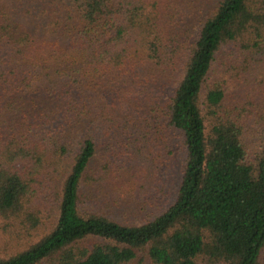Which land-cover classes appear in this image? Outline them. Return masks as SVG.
I'll return each instance as SVG.
<instances>
[{
  "label": "trees",
  "instance_id": "16d2710c",
  "mask_svg": "<svg viewBox=\"0 0 264 264\" xmlns=\"http://www.w3.org/2000/svg\"><path fill=\"white\" fill-rule=\"evenodd\" d=\"M153 147L185 165L146 219ZM53 209L0 264H264V0L1 4L0 218Z\"/></svg>",
  "mask_w": 264,
  "mask_h": 264
},
{
  "label": "rangeland",
  "instance_id": "374dc122",
  "mask_svg": "<svg viewBox=\"0 0 264 264\" xmlns=\"http://www.w3.org/2000/svg\"><path fill=\"white\" fill-rule=\"evenodd\" d=\"M5 1L0 0V5ZM11 2L12 0H9V4ZM153 148L154 151H144L136 164L139 180L143 186V190L137 195L141 200V208L140 206L138 208H143L140 217L146 219L153 217L150 215L162 213L167 204L173 201L185 165L184 153L173 157L167 154L165 148ZM149 205H151L150 209ZM56 212V209H53V212L43 210L40 219L44 225L36 232H27L19 226L12 227L6 220L0 218V258H8L26 249L52 229L56 222ZM146 256V253L140 254L138 261L133 264H152L148 258L140 260Z\"/></svg>",
  "mask_w": 264,
  "mask_h": 264
}]
</instances>
